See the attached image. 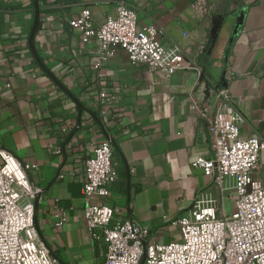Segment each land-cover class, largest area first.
Masks as SVG:
<instances>
[{"label": "crops", "instance_id": "obj_1", "mask_svg": "<svg viewBox=\"0 0 264 264\" xmlns=\"http://www.w3.org/2000/svg\"><path fill=\"white\" fill-rule=\"evenodd\" d=\"M124 1L136 11L137 28L153 26L164 48L177 44L216 81L227 72L244 118L239 136L264 139V0ZM84 7L97 25L115 12L116 0H0V147L34 165L35 228L61 264L103 259L85 225L81 188L85 160L108 135L116 171L108 201L115 219L142 225L147 242L179 240L173 221L197 199L213 200L217 216L234 210L233 179L219 189L191 167L208 151L190 105L196 73L136 67L120 48L93 69L99 41L82 40L69 25ZM101 90L113 96L106 115ZM253 176L264 185V151Z\"/></svg>", "mask_w": 264, "mask_h": 264}, {"label": "built area", "instance_id": "obj_2", "mask_svg": "<svg viewBox=\"0 0 264 264\" xmlns=\"http://www.w3.org/2000/svg\"><path fill=\"white\" fill-rule=\"evenodd\" d=\"M136 20L135 9L124 0H116L115 12L103 22L94 25L90 9L84 7L69 25L80 29L82 40L94 37L99 41L93 69L105 64L120 48L136 67L196 73L190 105L206 130L208 151L197 156L191 167L212 178L219 189H223L226 177L232 178L234 210L217 216L213 200L197 199L173 221L179 228V240L147 242L142 225L132 218L115 219L117 208L108 201L109 185L116 178L113 143L108 135L93 148L82 169L85 225L93 245L103 254L96 264H264V185L253 176L264 151V139L239 136L238 125L244 118L226 87L227 72L216 81L180 46L164 48L155 38L156 29L150 25L138 29ZM98 98L100 113L108 114L113 96L101 90ZM32 167L0 147V264H61L35 228L34 202L39 189L28 176Z\"/></svg>", "mask_w": 264, "mask_h": 264}, {"label": "water", "instance_id": "obj_3", "mask_svg": "<svg viewBox=\"0 0 264 264\" xmlns=\"http://www.w3.org/2000/svg\"><path fill=\"white\" fill-rule=\"evenodd\" d=\"M33 30H34V28H33L32 31H31L30 38H31V36H32ZM142 260H143V259H142Z\"/></svg>", "mask_w": 264, "mask_h": 264}, {"label": "rangeland", "instance_id": "obj_4", "mask_svg": "<svg viewBox=\"0 0 264 264\" xmlns=\"http://www.w3.org/2000/svg\"><path fill=\"white\" fill-rule=\"evenodd\" d=\"M229 213L231 214L232 212H229ZM230 214H229V215H230Z\"/></svg>", "mask_w": 264, "mask_h": 264}]
</instances>
